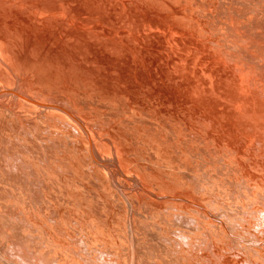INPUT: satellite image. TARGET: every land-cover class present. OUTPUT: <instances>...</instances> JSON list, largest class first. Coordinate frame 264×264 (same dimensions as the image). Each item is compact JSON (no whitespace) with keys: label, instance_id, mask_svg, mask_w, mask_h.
Returning a JSON list of instances; mask_svg holds the SVG:
<instances>
[{"label":"bare ground","instance_id":"1","mask_svg":"<svg viewBox=\"0 0 264 264\" xmlns=\"http://www.w3.org/2000/svg\"><path fill=\"white\" fill-rule=\"evenodd\" d=\"M178 2L0 0V264H264V0Z\"/></svg>","mask_w":264,"mask_h":264},{"label":"rangeland","instance_id":"2","mask_svg":"<svg viewBox=\"0 0 264 264\" xmlns=\"http://www.w3.org/2000/svg\"><path fill=\"white\" fill-rule=\"evenodd\" d=\"M195 1H196V3H195ZM202 1L204 2V1H206V0H179L178 4H180V5H184V6H189L190 4H194V3H195V4H198V3H200V2L202 3ZM186 2H187L189 5H188ZM181 3H182V4H181ZM192 9H193L194 11H197L198 8H191V9H188V10H189L190 12H193ZM191 10H192V11H191ZM194 13H195V12H194Z\"/></svg>","mask_w":264,"mask_h":264}]
</instances>
